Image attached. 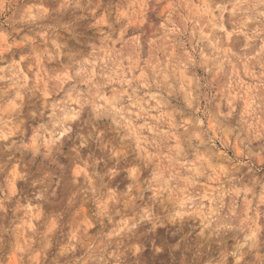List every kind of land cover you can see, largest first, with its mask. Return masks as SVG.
Segmentation results:
<instances>
[{
	"label": "rangeland",
	"instance_id": "374dc122",
	"mask_svg": "<svg viewBox=\"0 0 264 264\" xmlns=\"http://www.w3.org/2000/svg\"><path fill=\"white\" fill-rule=\"evenodd\" d=\"M0 264H264V0H0Z\"/></svg>",
	"mask_w": 264,
	"mask_h": 264
},
{
	"label": "bare ground",
	"instance_id": "6f19581e",
	"mask_svg": "<svg viewBox=\"0 0 264 264\" xmlns=\"http://www.w3.org/2000/svg\"><path fill=\"white\" fill-rule=\"evenodd\" d=\"M122 240V239H121Z\"/></svg>",
	"mask_w": 264,
	"mask_h": 264
}]
</instances>
